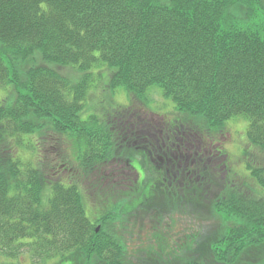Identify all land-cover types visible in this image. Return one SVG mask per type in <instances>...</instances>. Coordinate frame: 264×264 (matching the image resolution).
<instances>
[{
    "label": "trees",
    "instance_id": "16d2710c",
    "mask_svg": "<svg viewBox=\"0 0 264 264\" xmlns=\"http://www.w3.org/2000/svg\"><path fill=\"white\" fill-rule=\"evenodd\" d=\"M240 3L247 5L245 11ZM262 10L264 0H0V147H8L0 153V256L138 264L132 262L124 230L129 221L137 229H156L150 235L168 245L162 259L138 260L142 264H264V161H248L253 150L264 152ZM105 66L112 71L113 91L123 88L146 98L151 87L160 88L183 116L179 120L195 123L199 131L193 133L209 141L204 148L184 149L196 168L202 166L200 156L225 157L227 152L211 146L228 121L249 120L239 158L245 173H228L221 161L220 173L208 169L195 177L199 183L173 175L177 183L169 190L180 209L173 237V212L164 217L166 225L133 215L121 225L112 214L94 222L79 185L57 180L45 197L43 164L11 154L12 140L18 148L34 150L29 140L44 142L52 131L87 136L78 158L93 160L92 133L106 127L89 125L95 117L81 114ZM144 123L135 124V130ZM178 126V141L169 129L157 133L159 143L170 148L171 173L179 167L175 162H186L178 145L187 136ZM154 141L146 146L149 155ZM195 184L210 185L217 198L210 206L216 208L191 200ZM118 188L124 189L122 180Z\"/></svg>",
    "mask_w": 264,
    "mask_h": 264
},
{
    "label": "rangeland",
    "instance_id": "374dc122",
    "mask_svg": "<svg viewBox=\"0 0 264 264\" xmlns=\"http://www.w3.org/2000/svg\"><path fill=\"white\" fill-rule=\"evenodd\" d=\"M245 10L243 8L241 11ZM241 11L238 12L239 15H241ZM259 14L260 18L263 19V23L258 20L260 22V33L263 35L264 11L259 12ZM110 70L109 67L105 66L103 71H100L101 76L90 89L91 91L86 103L87 106L81 115L84 119H90L94 116L95 118L90 123L96 127L106 120V125L115 124L122 128L117 140L118 143L116 144L120 160L99 163L92 166V168H86L82 166L79 159L77 160L78 151H80L77 139L69 137L67 134L63 135L52 131L48 132L47 137H43L44 142L41 140L37 141V138H33V141L29 140L30 145H35L34 150L24 147L18 148L15 141L12 140L10 148H13L14 152L11 154L19 155L25 160L31 158L39 166L43 164L44 173L51 174L48 177L51 180L57 181V179L62 178L67 183L75 182L77 185L79 184L87 200H85L87 214L92 220L94 216L107 213L113 215L112 219L120 220L116 221V223L121 225L125 222L124 219L130 215H133L134 219H144L142 221L148 223L149 221H146V219H151V224L164 223L166 225L167 220L164 217L167 213L173 212V225L169 227V234L173 237V234L177 230V227L175 228L174 225L177 226V215L180 209L175 206L176 196L169 190L172 188L170 185L172 181L166 180L159 170L151 176L152 169L149 166L152 160L150 155L145 152V147L140 145L143 143L138 142L140 140L139 133L136 130H134L136 131L135 133L129 132L128 129L123 128L122 124L129 122L128 124L131 128L132 122L136 121V118H140V121L144 119L145 123L155 124V126H148L147 128L157 129L158 133L161 129L165 130L161 124V116L167 118L163 121L166 124L167 130L174 127L176 124L174 120L182 119L183 116H180V113L175 110L176 105L174 101L171 98L164 97L163 90L160 88L149 89L148 100L150 104L140 102L139 98H136V95L132 91H126L123 88L113 91L109 82L112 72ZM3 92L2 90L1 96ZM150 110L151 112H149ZM157 110L162 113L155 112ZM193 120L199 123L202 122L198 117H193ZM117 122H121L122 124H117ZM139 122L134 123L139 124ZM248 125L249 120L247 118L236 116L227 122L228 139L224 133L221 134V141L216 143V148L228 153L231 172L236 174L245 173V167L238 159L242 154L243 145L248 142ZM143 129L146 128L143 127L141 130ZM206 144V142L200 143L203 148ZM7 148L1 146L0 153H2L3 149L6 150ZM253 151V155H255L251 156V160L249 159L248 161H253L255 164L258 161H264V152L259 150ZM125 163H128L130 169H125ZM114 164H117L121 168L120 173L122 176L120 180L124 183V189L121 191L118 188L120 180L116 182L114 189L111 191V183L106 177L112 166H115ZM51 180L46 184L45 194L50 188ZM209 186L206 189H202L201 185L195 184V189L191 192L192 196L190 198L193 202L201 203L200 205L212 209L216 207H212L210 204L216 202L217 198L215 194L209 192ZM43 201L46 203L45 199ZM190 222L197 224L193 220ZM126 230L128 234H125L130 241L129 251L134 263L142 264L141 261H138L140 259L160 260L169 251L167 244L156 238V236L150 235V232H155L156 229L148 225L139 226V229H137L130 223ZM24 256L29 255L24 254ZM73 259L67 258L63 260L61 258H54L52 259L53 261H49V264H77ZM3 261L4 259L0 256V264ZM27 264L31 263L28 262ZM90 264H92V261Z\"/></svg>",
    "mask_w": 264,
    "mask_h": 264
},
{
    "label": "flooded vegetation",
    "instance_id": "af4514ba",
    "mask_svg": "<svg viewBox=\"0 0 264 264\" xmlns=\"http://www.w3.org/2000/svg\"><path fill=\"white\" fill-rule=\"evenodd\" d=\"M170 131H171V134H170V136H172L173 135V137H174V139L176 140V141H178V131L180 130V127L177 125V124H175L174 125V127H172V128H170L169 129ZM161 132L163 133V130H161ZM167 132V131H166ZM148 133V135H149V137L151 138V137H153L154 138V144L155 145H153V147H152V152L150 153V155L153 153V154H156L157 155V157L160 159V161L161 162H157L156 160V162L159 164V165H162V167L164 168V172H165V175H170V176H173V175H175V177H178L179 176V174H181V173H183V174H188V175H191V173H192V167L190 168V169H188V167L190 166V165H192L191 163H190V158H191V152H189V150H187V151H185L184 149H187L188 147H190V148H194V146L196 145V143H197V138L194 136V133H190V136H189V134L188 135H186L187 137L186 138H184L183 139V141H181V143H182V147H181V145H178V147H179V150H182V152L183 153H185V156H184V158H183V161L185 160L186 162L185 163H182V161L181 162H179V163H176L175 162V164L176 165H178L179 167L176 169V172L175 173H171L170 172V165L169 164H171L172 162H174V161H172L171 160V158L169 157L170 156V152H169V150H170V148L168 147V145H167V143H165L164 142V144H161V143H159V139H158V136H157V134L156 133H153V132H147ZM187 133V132H186ZM193 135V136H192ZM149 137H148V143H149V141H150V139H149ZM173 139V140H174ZM174 140V141H175ZM151 143H153V142H151ZM158 147V148H157ZM197 148H201L200 147V144H198L197 145ZM159 153H163L164 155L163 156H161ZM174 153V152H173ZM173 153H171V154H173ZM164 157H167V160L164 158ZM166 165H168V167H166ZM184 165H185V167L187 168H183L184 167ZM175 167V166H174ZM115 177H117V176H115ZM118 178V177H117Z\"/></svg>",
    "mask_w": 264,
    "mask_h": 264
}]
</instances>
